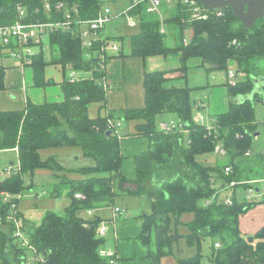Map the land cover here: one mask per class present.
Returning a JSON list of instances; mask_svg holds the SVG:
<instances>
[{"label": "trees", "instance_id": "16d2710c", "mask_svg": "<svg viewBox=\"0 0 264 264\" xmlns=\"http://www.w3.org/2000/svg\"><path fill=\"white\" fill-rule=\"evenodd\" d=\"M47 1L52 4L63 1L69 9L76 6L85 20L97 17L103 7L102 0H0V26L18 19L19 6L26 9L29 19H48ZM161 6L163 20L158 13L148 12L146 3L130 10V14L139 18L140 29L130 35L128 53L120 47L113 54L108 52L110 44L121 42L124 37L105 36L104 27L88 47L78 35L63 29L52 31L47 40L50 59L44 56L45 44L31 56L29 67L34 71V84L39 87L55 83L46 76L49 64L83 75L74 78L65 75L59 83L64 100L42 103L29 100L23 109L0 111V151L17 148L19 157L18 162L9 165L13 168L18 165V169L3 179L0 177V264H24L33 253L16 236L12 215L23 219L22 228L35 247V255L44 258L39 264H113V259L130 264L131 258L100 253L106 244L105 236L100 234L103 219L99 214H88V210L115 203L119 195L116 181L122 192L151 199V211L144 215L137 238L153 264H161L162 257L173 252L172 246L180 237H185L197 252L181 257L179 264H203L202 245L208 238L210 264H249L246 258L264 264V228L248 238L240 230V215L256 201L241 199L236 191L239 184L235 186L232 203H226V198L221 197L222 189L213 183V179L223 184L234 179L248 181L242 177L245 161L253 154L256 134L264 131V121L255 119L257 100L264 101L256 85V80L264 78V17L253 28H247L229 6L223 9V15L213 13L207 19L193 18L185 0L165 1ZM58 16L62 14L53 13L51 18ZM163 25L165 32L161 31ZM187 31H191L190 36ZM172 53L182 54L179 70L185 80L192 68V58L198 59L196 65L205 66L208 72L216 69L229 72L236 66V83L229 84L230 109L214 117L211 129L194 119L202 109L192 98L191 92L196 87L171 83L165 70L146 71L143 107L108 109L106 115L91 116L89 107L93 102L100 103L101 110L107 105L112 87L107 82V65L113 58ZM6 73V67L0 65V91L6 89ZM240 74L243 78L238 77ZM254 89L257 92L248 98ZM167 113H176L180 122L171 131L159 128L158 118ZM118 119L135 120L133 134L150 139L148 150L135 156L134 180L128 178L122 167L124 153L115 125ZM219 144L226 150L225 162L214 165L200 160V156L216 153ZM63 147H79L83 157L92 162L70 167L55 155L42 156L43 150ZM227 166L233 168L228 175ZM37 169L51 170L57 180L53 194H61L65 189L70 202L63 214L47 211L38 226H30L20 208L21 199L4 200L2 193L22 195L33 186L32 182L25 184L24 175H35ZM72 173L80 176L72 178ZM129 183L135 188L126 187ZM79 193L82 196L78 198L75 195ZM185 213H191L193 218L183 221ZM179 224L187 227L185 233L179 231Z\"/></svg>", "mask_w": 264, "mask_h": 264}, {"label": "crops", "instance_id": "0c3cea01", "mask_svg": "<svg viewBox=\"0 0 264 264\" xmlns=\"http://www.w3.org/2000/svg\"><path fill=\"white\" fill-rule=\"evenodd\" d=\"M130 3L131 0L128 6ZM132 16L136 21V25L129 26L131 28H135L136 30L125 33L128 35L129 39V50L131 44L130 35L136 31H139L140 29L139 18L134 15ZM164 17L165 16L163 14V19ZM103 31L105 36L114 37L106 33V27ZM122 40L123 41L118 42V45L125 53H128L129 51H125L124 39ZM181 56V53H172L169 55H152L144 58L132 55L117 56L116 58H113L107 65V82L112 85L107 95V105L102 110L99 106L97 110L98 114L96 116L100 115L101 113L106 115L108 113V109L118 110L122 108L143 107L145 105L146 96L144 90V76L146 71L154 72L165 70L168 73L171 83L190 84V80H188L189 77L187 80L181 77L182 72L179 70L181 68ZM0 65H4L7 72L5 77L6 89L0 91V111L23 109L29 100L37 103H42L47 100H64V92L59 83L65 78L66 74L71 76L72 71L69 73L68 70H64L61 65L49 64L45 69L46 76L47 78L52 79L55 83L49 84L46 87H39L34 84V71L32 67L20 65L18 59L8 54L3 48H0ZM233 70L235 71V69ZM228 73L229 72L226 70L219 69L210 72L207 71L206 85L193 84L194 87H196V90L203 89V91L206 92L207 101H198V106H201L202 109H199L194 117L196 120L198 115H202L204 118L201 124L206 123L209 127H211L214 123V117L217 116V114L229 111L231 96L229 92L230 78ZM257 91H260L264 95V78L259 80ZM239 99H241V97H239ZM259 102H261L260 98L257 100V103ZM262 105H264V103ZM168 119L169 117L167 115H161V117L158 118L160 129L162 123H171L168 122ZM119 122L120 125L116 127V132L119 135V139L121 140L122 152L124 153L122 167L128 178L130 180H134L136 176L135 156L148 150L150 147V139L142 135L133 134V132L136 130L135 120L124 121L123 119H118L115 121V125ZM179 124L177 123V125ZM183 132L185 135H187L186 130H183ZM256 138V141H260V133L256 134ZM61 149L62 148H49V150H43L42 153L46 151L45 158L49 157V155H55L60 159V157H63L64 155H71L72 160L75 158V161L85 159L80 149L79 151L73 150V152L72 150L64 151V149ZM14 150L18 152L17 148H14ZM57 150H60V152H57ZM259 157V159L252 158L245 161V173L243 172L242 175L244 179L253 181V184L256 186L255 190L260 192L258 195L256 193V195L253 197L252 201H256L255 205L250 207L248 211L239 217L240 230L245 238L250 237V235H255L257 231L264 228V187L260 185L263 184L264 181V155ZM253 169H256V171H252ZM79 176V173H72L70 175L72 178H78ZM243 182L247 181L245 180ZM118 184V181H116L115 190L119 195H117L115 203L108 207L99 208L97 210L94 209V214H99L103 219L101 228L106 230L105 223L109 221L115 230V246H109L108 248L103 249L108 252L110 251L115 253L119 258L122 259L131 258L130 264H153L151 259L147 257L148 251L146 250L145 246L142 244L140 239L137 238L141 231L144 215L150 213L151 211V199L146 196L124 193L122 192V189L120 190L118 188ZM126 187L135 188V185L133 183H129L126 184ZM239 187L242 188L243 191L239 196L241 199H245V187L242 185ZM233 194H235V188L231 194L225 198H232ZM125 196L138 198L134 204H129L130 207L134 208L133 210L129 209L128 204L120 205L116 202L118 198L122 199ZM114 207L127 209V212L115 217ZM84 215L87 216L88 214L85 212ZM25 217L28 224L31 225L32 222L28 216H26V214ZM254 260V258H246L245 262L249 264H256Z\"/></svg>", "mask_w": 264, "mask_h": 264}, {"label": "built area", "instance_id": "2783aa9c", "mask_svg": "<svg viewBox=\"0 0 264 264\" xmlns=\"http://www.w3.org/2000/svg\"><path fill=\"white\" fill-rule=\"evenodd\" d=\"M172 2L175 0H131L130 5L127 9L123 10V13H114L111 12V10L108 7H102L100 10V14L91 19H82L79 16V13H77V7H73L69 9L66 4L63 1L57 2L56 4H52L51 2L47 1L45 3V11L49 15V18L42 21V20H34L29 19V15L26 11V9L22 8L21 6L18 7L19 11V17L18 19L12 23V24H1L0 26V44L2 45V48L10 55L18 59L20 65L22 66H29L32 62V55H34L38 49H35L34 47H41L43 44H45V41L48 40L49 35L52 31H57L58 29H63L65 31L70 32L72 35H78L81 37L83 44L85 47L91 46L95 40H97L99 36V31L101 28L106 27V23L111 21L114 16L118 17L120 15H127L129 18L128 25L135 26L136 21L134 20V17L130 14V10L133 8H136L142 3H146V10L150 13H160L161 19L163 20V12L161 10V5L163 2ZM190 4V9L192 12L193 18H202L207 19L210 17L213 13H215L217 16L223 15V9L221 8H215L213 10H207L204 8L203 4L201 2H198L197 0H185ZM53 13L55 14H62V17H56L51 18L53 16ZM162 32H165V26L163 25L161 28ZM188 41V39L185 40V42ZM112 48L116 52V50L119 49V45L117 42L110 44L107 47ZM1 48V49H2ZM229 78L230 83L235 84L236 83V72L231 69L229 71ZM71 76L74 78L75 76H78L76 72L72 73ZM203 116L198 115V118H196V122H203ZM120 122L116 124V126H119ZM178 125L173 123H167L164 122L161 125V129L164 131H171L174 130ZM210 129L212 128L209 127ZM217 153L226 154V150L222 147V145H218L216 147ZM247 154H250V151L247 152ZM16 168V169H15ZM13 168L12 166H8L6 169V172L11 173L12 171H16L18 169V165ZM4 170L0 171L1 174L4 173ZM233 172V168L231 166L225 167V174H231ZM213 183L215 187L226 189L230 188L231 191L234 190L235 186L237 185H245L244 191L245 194V200L252 201L253 197L256 195L257 191L254 190L253 187V181L248 180L247 182H241L237 180L233 181H227L225 184H223L222 181L217 182L215 179H213ZM45 193V192H44ZM4 200L11 199L13 197L22 198V195H13L3 192ZM76 197H81L82 195L76 194ZM226 203L231 204L232 198H226ZM207 202H210L208 200ZM13 207L16 208V204H13ZM127 209L114 207V215L115 217L121 215L122 213H126ZM94 211L88 210L89 215H93ZM10 218L14 219L16 224V236L18 237L21 245L28 246L30 250L33 252L31 253L30 257L25 261L24 264H39V262L44 261V258L42 256H36V250L35 247L28 241L25 231H23L22 224L23 219L20 217H16L15 215L10 216ZM100 234L105 236L106 230L101 228ZM216 246L219 247L220 244L216 243ZM100 253H102L105 256H114L116 255L113 252H108L104 249L100 250ZM113 264H120L119 261L116 259L112 260Z\"/></svg>", "mask_w": 264, "mask_h": 264}, {"label": "rangeland", "instance_id": "374dc122", "mask_svg": "<svg viewBox=\"0 0 264 264\" xmlns=\"http://www.w3.org/2000/svg\"><path fill=\"white\" fill-rule=\"evenodd\" d=\"M103 1V7H108L111 12H113V14L115 13H123L130 0H102ZM162 8V6H161ZM158 13V12H157ZM158 15L161 17L160 13H158ZM129 22V18L127 17V15H120L118 17L114 16V18L109 21L108 23H106V33H108L109 35L112 36H124V43H125V51L128 52L129 51V39H128V35H126L125 33H127L128 31H135V28H131L128 25ZM187 36L191 35V31H187ZM35 49H38V47H34ZM108 52L113 54L115 53L114 50H112V48H108ZM44 56L47 59H50V46L49 43H47V40L45 42V46H44ZM199 63V60L196 58H192L190 60V64L192 65V68L190 69L189 73H188V77L190 80V85L194 86L196 84H204L207 83V70L205 66H197L196 64ZM233 69H235L236 71V66H233ZM69 73H71V71L69 69H67ZM78 76H82L83 74H81V72H77ZM239 78H243V75H239ZM194 84V85H193ZM192 94V98L193 100L196 101H201V100H206V92L203 91V89L201 90H196L194 88V90H192L191 92ZM100 106V103L98 102H93L90 105L89 108V112L91 113V116L96 117V115L98 114V107ZM169 117L168 122L174 123V124H179L178 122V117L177 114H173V113H167L165 114ZM255 119H257L258 121L260 120H264V105H262L261 102L256 103V109H255ZM260 141H256L254 142V144L252 145L253 148V155L251 157H249V159L252 158H260L259 155L261 153H264V131L262 130L261 135H260ZM76 150L79 151V147L77 148H72V147H63L61 150ZM81 150V149H80ZM56 151V150H55ZM46 151H44L42 153V156L45 158L46 156ZM57 152H60V150H57ZM206 157L208 159H206ZM60 160L62 163L69 165V166H78V165H87L90 164L92 162L91 159L89 158H85L84 160H78L75 161L76 159L74 158L72 160L71 155H64L63 157H60ZM200 160L203 161L204 163H209V164H219L222 162H225L227 160L226 155L221 154V153H213V154H205L203 156H200ZM19 161V157L17 155V151L14 149H6L3 151H0V170H4L0 177L3 179L5 177H7V175L9 174L8 172H6L7 166L11 165L12 163H16ZM262 161V160H261ZM252 171H256V169H253ZM46 172V173H45ZM47 174V175H45ZM24 180H25V184L28 185L29 183H33L32 187L27 188L23 194H22V198H21V210L26 214V216H28V218L30 219V221L32 222L31 225H35L38 226V224H40L44 218V216L47 214V211H56L59 212L61 214L64 213L65 211V207L69 204L70 199L67 197L66 194V190L64 189V191L61 194H53V191L55 189V182H57V180L54 178L53 176V172L50 170H44V169H37L36 174L33 175L31 173H27L24 175ZM254 187V190L256 188L255 184H252ZM262 187H264V181L263 184H260ZM236 191L238 192V195L241 194L242 188L237 187ZM256 191V190H255ZM45 192V193H44ZM221 197H226L228 195L231 194V189L230 188H226V189H222L221 190ZM260 192H257V195ZM240 197V196H239ZM136 200H138V198H132L130 196H125L122 199L118 198L117 199V203L120 205H125L128 204L129 209L133 210L134 208L130 207L129 204H134L136 202ZM130 204V205H131ZM134 212V211H133ZM139 212V211H138ZM82 214H85V212H83ZM193 218V215L191 213H185L182 216V220L183 221H188L190 219ZM105 228H106V232L107 234L105 235V239H106V244L103 246V248H108L110 247H114L116 244V238L114 236V227L112 224L109 223V221L107 223H105ZM30 225V226H31ZM179 231L182 233H185L187 231V227L183 224H179ZM211 245V240L208 238L203 242V252H202V263L203 264H210L209 263V259H208V254H209V247ZM172 250L173 252L170 254H166V256L162 257L161 259V264H179L178 260L181 259V257H188V256H192L195 255V253L197 252V249H195V247H191L188 243L185 237H180V239L178 241H176L173 246H172Z\"/></svg>", "mask_w": 264, "mask_h": 264}, {"label": "water", "instance_id": "95a60500", "mask_svg": "<svg viewBox=\"0 0 264 264\" xmlns=\"http://www.w3.org/2000/svg\"><path fill=\"white\" fill-rule=\"evenodd\" d=\"M204 8L207 10H213L215 8L226 9L228 6L232 8L236 17L247 28H253L258 19L264 17V0H200ZM256 85H259V81L256 80ZM256 89L248 96L253 98L256 93ZM263 104L264 101L260 99ZM112 131H108L110 134Z\"/></svg>", "mask_w": 264, "mask_h": 264}]
</instances>
